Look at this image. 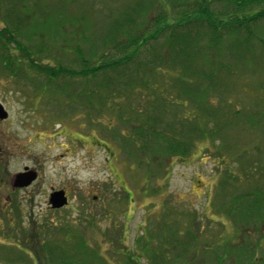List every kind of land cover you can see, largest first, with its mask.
<instances>
[{
  "label": "rangeland",
  "instance_id": "1",
  "mask_svg": "<svg viewBox=\"0 0 264 264\" xmlns=\"http://www.w3.org/2000/svg\"><path fill=\"white\" fill-rule=\"evenodd\" d=\"M178 10L169 0H0V264H31L40 250L53 259L42 264H264V169L251 171L264 167V32L252 50L221 37L209 62L203 19L200 38L160 29L110 76V101L101 72H41L118 58L125 39H147L161 14L160 26L174 25ZM26 171L35 179L12 189ZM59 190L68 203L53 209Z\"/></svg>",
  "mask_w": 264,
  "mask_h": 264
},
{
  "label": "trees",
  "instance_id": "2",
  "mask_svg": "<svg viewBox=\"0 0 264 264\" xmlns=\"http://www.w3.org/2000/svg\"><path fill=\"white\" fill-rule=\"evenodd\" d=\"M169 2L172 3V11L173 9L179 8L178 11H175V16H176L175 20L177 23H173L174 25H171V24L167 25L165 23L163 27L160 26V20L163 19L165 22V20L168 17L167 13L161 14L162 17L157 18L155 20L154 25H152L153 27H155L153 34L148 35L147 39H139L140 37H142V35L138 34V35H134L131 38L125 39V42L119 45L120 55L118 58L115 57V59L108 60V62H102L101 60L104 57L103 55H100L98 65L95 63L90 64L88 63L87 60H85L82 65L83 66L82 71H80L79 73L70 71L69 69L63 68L61 66H58L56 69L55 68L54 69L53 68L44 69V70H41V72L43 74H48L50 76L65 75L68 77H73L77 74L79 76L89 77V76L96 75V73L98 72H101L102 74H105L106 79H108L106 81L108 85L104 87V91L106 92H105V95L102 97V99H108L110 101L111 100L110 97L113 96L112 94H114V90H116V89L113 90V88L116 87V85L111 86L112 84H114L113 81L115 80L112 79L113 77H110V76L116 73L114 71H116L118 67L125 66L127 62L128 63L131 62L132 58L135 57L137 54H139V52L144 48L143 47L144 44L149 39H156V36L159 34L160 29L172 28L171 30H174L175 35L177 34V38L178 37H189L192 31H194V34L198 37L200 29L204 27L200 24V19H203V22L207 26L205 27L207 28V31H209V33H207L208 39L204 40L203 42H202L203 39H197V40L198 42H201V45L205 49L204 50L205 55H203L201 58L208 60L209 62H210V59H213L216 56L218 45L222 40L221 37H224L223 39H226L230 36H233L235 38L242 39V43L240 45L247 46V47L249 46V49L252 50V47L250 45L252 43L251 40L259 38L258 35H261L262 32H264V27H260L258 25L260 24V22H264V0H222L221 2L225 3L223 10H225L226 12L224 13H214V12L209 11V8L207 7L209 5L207 0H199L197 2V5H198L197 10L189 9L190 0H169ZM193 17L197 18L194 20L195 22H191L194 19ZM128 23L130 22L128 21ZM258 31L261 33L258 34L257 33ZM4 33L8 35V33H6L5 30H4ZM115 33L117 32L116 31L114 33L111 32L107 34L105 38H103V39H109V40L101 44L102 49L104 48V46H107L116 40V38L113 39V36H115L114 35ZM175 35L173 34L171 36L170 34L168 36V39L164 43L165 49L166 47H169V45L173 41L170 38H173ZM117 36H119V34ZM0 37H1V32H0ZM198 38H200V36ZM6 40L9 41L10 44L14 43V41L12 40V36H10V34H9V39H6ZM115 46L117 47V44ZM17 48H19V45H17ZM195 51L199 53L200 51H202V49L197 47L195 48ZM28 55H29L28 53L25 54L26 57H28ZM105 55L106 53H104V56ZM216 59H217V56H216ZM80 60L82 61L83 59L81 58ZM165 60H166V56H165ZM158 63H161L160 59ZM31 64H33L32 61H31ZM153 64H155V62H153L152 64L149 63L147 65V69L152 68ZM207 70L211 72V75H213V72L216 71V69L211 70L208 68ZM125 73H126L125 69H123L120 75L123 76V74L125 75ZM145 73L147 75V71ZM142 84L143 86L146 84L143 78H142V82H140V85ZM263 169L264 167H262L260 163L252 162L251 171L254 170V172H257L260 170L262 171ZM258 197L260 199V194H258ZM236 200H233V201H236ZM259 203L260 202L251 203V204H253L255 207L257 206L258 208ZM244 212L248 214L251 211L246 209ZM251 216L252 214L248 215L247 218H250ZM196 240H197V236H194V241ZM82 245L85 246V244H82ZM252 249L254 248H251V250ZM243 250L246 251V249L242 248V251ZM52 251L55 254L56 251L54 250ZM252 251L254 252V250ZM41 252L42 250L38 251V253L35 254V257L33 256V260L32 261L30 260L31 264H37V262L38 264H42L44 262L47 263L49 261L50 262L53 261V259L50 258V250L47 256H44ZM62 254H59V255H61L62 257L63 256ZM72 254H73V251H72ZM95 259H99L102 261V257L100 254L99 256L96 255ZM129 259H128L129 261L128 264H139V263H134L131 259L130 260Z\"/></svg>",
  "mask_w": 264,
  "mask_h": 264
},
{
  "label": "water",
  "instance_id": "3",
  "mask_svg": "<svg viewBox=\"0 0 264 264\" xmlns=\"http://www.w3.org/2000/svg\"><path fill=\"white\" fill-rule=\"evenodd\" d=\"M7 114L0 105V119L6 118ZM36 175L33 172L17 173L13 176L11 180L12 189L25 187L29 185ZM68 203L65 192L62 190L53 191L49 196V204L53 209H60L66 206Z\"/></svg>",
  "mask_w": 264,
  "mask_h": 264
}]
</instances>
